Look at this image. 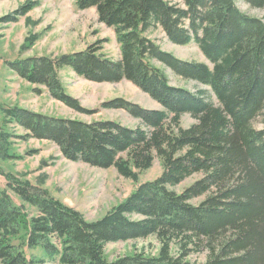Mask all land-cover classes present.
Listing matches in <instances>:
<instances>
[{"label": "trees", "instance_id": "1", "mask_svg": "<svg viewBox=\"0 0 264 264\" xmlns=\"http://www.w3.org/2000/svg\"><path fill=\"white\" fill-rule=\"evenodd\" d=\"M96 8L99 20L115 29L121 56L101 52L104 40L56 57L33 56L11 63L21 78L79 112L92 113L66 91L60 70L94 82L127 79L156 100L149 109L124 97L101 108L123 109L140 122L85 120L2 107L5 123L56 143L72 161L115 167L134 181L156 158L162 173L139 183L122 202L90 221L40 184L5 173L0 182V264H264V20L247 14L238 0H74ZM264 8V0H243ZM39 0H26L0 18L14 22ZM161 28L175 44H196L208 61L187 60L161 47L149 34ZM168 70L205 88L172 83ZM190 114L196 121L183 126ZM0 132V156L14 157ZM201 175L189 186L177 187ZM10 190L34 208L17 204ZM155 236L156 254L144 251L109 260L108 243ZM41 249L28 256L27 250Z\"/></svg>", "mask_w": 264, "mask_h": 264}, {"label": "rangeland", "instance_id": "2", "mask_svg": "<svg viewBox=\"0 0 264 264\" xmlns=\"http://www.w3.org/2000/svg\"><path fill=\"white\" fill-rule=\"evenodd\" d=\"M26 0H0V18L14 12ZM181 2L183 0H175ZM238 7L247 14L264 20V8L251 6L238 0ZM149 36L161 47L187 60L208 61L200 48L194 44L179 45L170 41L161 28L151 31ZM104 40L101 52L112 59L121 56L120 44L115 29L99 20L96 8L80 9L74 0H39L26 16L14 22L0 21V132L10 135L9 150L14 157L0 156V167L5 173L29 179L40 184L65 204L78 209L86 219L95 221L105 215L113 206L124 201L139 183L152 181L162 173V163L156 158L151 168L140 174L134 181L121 175L115 167L101 168L66 158L60 147L50 141L38 138H21L25 131L14 122L5 123L2 107H18L42 114H51L88 122L100 119H115L129 126L140 122L123 109L101 108L102 101L124 97L145 108L158 109L160 104L146 92L127 79L120 82H94L77 76L70 67L60 70L66 91L77 97L81 105L96 112H79L54 99L43 87L41 94L35 92L33 84L18 76L11 63L33 56L56 57L61 54L82 51L89 44ZM174 85L184 86L193 91L205 88L194 80H185L168 70ZM196 120L188 113L181 119L183 126H190ZM254 126L263 128V116L254 121ZM201 175L187 178L177 187L180 191ZM0 182L7 187L5 176ZM13 200L23 204L31 214L34 208L24 203L10 190ZM159 243L155 236L108 243L105 256L111 261L120 256L144 251L156 254ZM40 255L41 249L27 250ZM189 259L195 264H204L207 251L193 253Z\"/></svg>", "mask_w": 264, "mask_h": 264}]
</instances>
